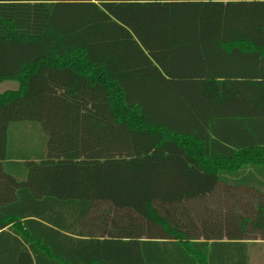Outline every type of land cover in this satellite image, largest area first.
I'll return each mask as SVG.
<instances>
[{
	"label": "trees",
	"instance_id": "16d2710c",
	"mask_svg": "<svg viewBox=\"0 0 264 264\" xmlns=\"http://www.w3.org/2000/svg\"><path fill=\"white\" fill-rule=\"evenodd\" d=\"M4 81L0 264L264 244V0H0Z\"/></svg>",
	"mask_w": 264,
	"mask_h": 264
},
{
	"label": "rangeland",
	"instance_id": "374dc122",
	"mask_svg": "<svg viewBox=\"0 0 264 264\" xmlns=\"http://www.w3.org/2000/svg\"><path fill=\"white\" fill-rule=\"evenodd\" d=\"M18 84L14 81H4L0 83V93L16 89ZM251 263L252 264H264V244H253L251 246Z\"/></svg>",
	"mask_w": 264,
	"mask_h": 264
},
{
	"label": "crops",
	"instance_id": "0c3cea01",
	"mask_svg": "<svg viewBox=\"0 0 264 264\" xmlns=\"http://www.w3.org/2000/svg\"><path fill=\"white\" fill-rule=\"evenodd\" d=\"M188 81V79H184V80H179V81ZM18 87V86H17ZM17 89V88H16ZM13 90H15V89H13ZM7 91H9V90H7ZM5 92V91H4ZM2 93V92H1ZM160 115H162V113H160ZM29 129L31 130V132H30V134H29V141L33 144V146L35 147V146H39L40 145V143H41V141H40V139H42L41 138V133H40V130H39V127L37 126V125H33V124H30V126H29ZM31 135V136H30ZM44 142H43V140H42V144H43ZM251 254V253H250ZM250 264H252L251 263V261H250Z\"/></svg>",
	"mask_w": 264,
	"mask_h": 264
}]
</instances>
